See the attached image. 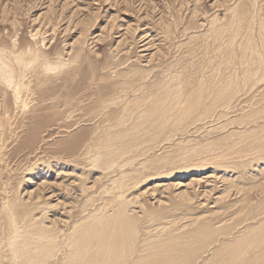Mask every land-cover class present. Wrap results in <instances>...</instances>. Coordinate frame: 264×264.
<instances>
[{"label": "rangeland", "instance_id": "374dc122", "mask_svg": "<svg viewBox=\"0 0 264 264\" xmlns=\"http://www.w3.org/2000/svg\"><path fill=\"white\" fill-rule=\"evenodd\" d=\"M263 29L264 0H0V264H91L121 209L125 264H264Z\"/></svg>", "mask_w": 264, "mask_h": 264}, {"label": "bare ground", "instance_id": "6f19581e", "mask_svg": "<svg viewBox=\"0 0 264 264\" xmlns=\"http://www.w3.org/2000/svg\"><path fill=\"white\" fill-rule=\"evenodd\" d=\"M125 213L126 212H124V213L122 212V209H121V212H118V214H120V216L118 217L120 222L119 223H115L114 222V224H113L114 226L113 225H110L109 227H105V228H102L101 227L100 229H98L97 226H96V222H95L96 220H94L93 227L86 230V231H88V234L90 232V234L88 236V240L92 236L97 239L96 248L94 249V251L92 252V255H91V258L92 259L94 257H96V256H97V259L94 260V261H92L91 264H125L124 263V261H125L124 260L125 254L126 253H129V255L131 254L130 253V250H131V244L133 242V239H132L133 237L131 236V233H129L130 230H131L129 224L127 226H124V224H127L129 222V216L128 215H125ZM109 219H110L109 217L108 218H105L104 217V219H101V220H98V221H102V220H106L107 221ZM128 233H129V235H128ZM83 239H85V238H83ZM86 239H87V237H86ZM92 240H93V238H92ZM89 242H90V240H89ZM91 243H90V245H91ZM88 245L89 244H87V242H85V241L83 242V244H82V242L80 244L81 253L83 254V256H84V254H86V251L88 250V248H87ZM91 246H93V245H91ZM49 250H51V249L49 248ZM79 255H81V254H79ZM138 261H139L140 264H145L144 263V259H140L139 258ZM83 263L84 262H82V260H81L79 264H83Z\"/></svg>", "mask_w": 264, "mask_h": 264}]
</instances>
